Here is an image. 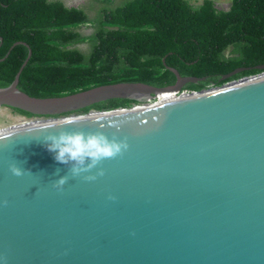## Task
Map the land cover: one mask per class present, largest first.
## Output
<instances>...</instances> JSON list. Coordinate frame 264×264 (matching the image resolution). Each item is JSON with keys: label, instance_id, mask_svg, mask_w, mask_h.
<instances>
[{"label": "water", "instance_id": "95a60500", "mask_svg": "<svg viewBox=\"0 0 264 264\" xmlns=\"http://www.w3.org/2000/svg\"><path fill=\"white\" fill-rule=\"evenodd\" d=\"M17 44L28 52L0 87V106L49 117L0 130V264H264V65L185 94L205 77L168 66L176 80L167 86L117 82L35 97L17 86L31 56L23 41L10 49ZM110 98L142 104L63 115ZM61 128L116 133L129 148L91 170L103 176L72 178L44 142ZM68 173L62 190L53 186Z\"/></svg>", "mask_w": 264, "mask_h": 264}, {"label": "trees", "instance_id": "16d2710c", "mask_svg": "<svg viewBox=\"0 0 264 264\" xmlns=\"http://www.w3.org/2000/svg\"><path fill=\"white\" fill-rule=\"evenodd\" d=\"M0 0V87L9 85L28 49L18 88L35 97L62 96L117 82L167 86L176 77H205L181 91H197L262 72L264 0ZM82 24L91 31L83 33ZM79 45H84L80 47ZM248 67L227 80L222 74ZM138 101L110 98L64 113L130 107ZM26 117L33 115L15 108ZM59 116V115H56Z\"/></svg>", "mask_w": 264, "mask_h": 264}, {"label": "clouds", "instance_id": "9594fccd", "mask_svg": "<svg viewBox=\"0 0 264 264\" xmlns=\"http://www.w3.org/2000/svg\"><path fill=\"white\" fill-rule=\"evenodd\" d=\"M61 125L44 126L43 129L58 127ZM119 129V125H117ZM44 142L49 151L54 153L55 159L65 165H70L69 173L72 178L83 175V179L93 181L98 176H103L105 170L101 167L95 173L91 170L96 168L105 159H113L117 156H123L129 148L127 137L117 138L116 133L109 137L104 131L85 132L83 130H64L59 132H49L44 137ZM9 170L16 176H20L25 171L17 163L9 165ZM67 175L59 176L53 181V186L62 190L63 186L69 180ZM109 199H115L109 196ZM6 205L7 200L3 201Z\"/></svg>", "mask_w": 264, "mask_h": 264}, {"label": "rangeland", "instance_id": "374dc122", "mask_svg": "<svg viewBox=\"0 0 264 264\" xmlns=\"http://www.w3.org/2000/svg\"><path fill=\"white\" fill-rule=\"evenodd\" d=\"M67 6H74V7H80V6H86L89 3V0H62ZM214 4L219 9H227L229 7V1L228 0H213ZM192 4H199L202 2V0H189ZM80 30L83 33H89L91 31L89 24H82L80 26ZM80 47H83L84 45H79ZM141 102V101H139ZM138 103H134V105H137ZM142 104V102H141ZM93 111V110H90ZM70 114H78V113H70ZM49 116H43V117H26L24 115H21L17 113L16 111L12 110L9 107L6 106H0V130L6 129L7 127H13L20 124H23L25 122H31L34 121L37 118H48Z\"/></svg>", "mask_w": 264, "mask_h": 264}, {"label": "built area", "instance_id": "2783aa9c", "mask_svg": "<svg viewBox=\"0 0 264 264\" xmlns=\"http://www.w3.org/2000/svg\"><path fill=\"white\" fill-rule=\"evenodd\" d=\"M260 73H263V72H260ZM260 73H258V74H260ZM249 76H251V75H249ZM244 77H246V76H244ZM212 87H213V85H210V86H207L206 88H212ZM206 88H204V89H206ZM188 92H192V91H181L179 94H185V93H188ZM155 100H160V98L158 96H156L154 98L149 99L148 102H153ZM137 103H138L137 105L141 104V102H137ZM131 106H136V105H134V103H132ZM37 119H40V118H37Z\"/></svg>", "mask_w": 264, "mask_h": 264}, {"label": "bare ground", "instance_id": "6f19581e", "mask_svg": "<svg viewBox=\"0 0 264 264\" xmlns=\"http://www.w3.org/2000/svg\"><path fill=\"white\" fill-rule=\"evenodd\" d=\"M173 95H174L173 92H168V93H164V94L158 95V97H159L160 99H163V98H169V97H171V96H173ZM35 120H37V119H35ZM25 123H28V122H25ZM25 123H23V124H25ZM20 125H22V124H20ZM13 127H14V126H13ZM2 130H4V129H2Z\"/></svg>", "mask_w": 264, "mask_h": 264}, {"label": "flooded vegetation", "instance_id": "af4514ba", "mask_svg": "<svg viewBox=\"0 0 264 264\" xmlns=\"http://www.w3.org/2000/svg\"><path fill=\"white\" fill-rule=\"evenodd\" d=\"M259 65H264V64H259Z\"/></svg>", "mask_w": 264, "mask_h": 264}]
</instances>
